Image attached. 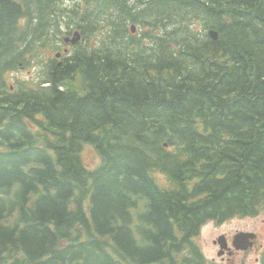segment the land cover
<instances>
[{
	"label": "trees",
	"instance_id": "16d2710c",
	"mask_svg": "<svg viewBox=\"0 0 264 264\" xmlns=\"http://www.w3.org/2000/svg\"><path fill=\"white\" fill-rule=\"evenodd\" d=\"M128 1L0 0V264H204L264 212V0Z\"/></svg>",
	"mask_w": 264,
	"mask_h": 264
},
{
	"label": "rangeland",
	"instance_id": "374dc122",
	"mask_svg": "<svg viewBox=\"0 0 264 264\" xmlns=\"http://www.w3.org/2000/svg\"><path fill=\"white\" fill-rule=\"evenodd\" d=\"M75 1L77 0H63V3L65 6L70 7ZM131 2L132 0L128 1V3ZM62 28L63 31H67L66 27L63 26ZM31 36L32 35H30L29 38ZM59 44L61 43L59 42ZM50 55L51 52L47 53V58H49ZM34 62L36 61L32 63ZM37 75V66L29 65L24 69L14 72L11 76L28 81H35ZM5 76H7L10 84L14 83L10 75L6 74ZM83 155L89 166L92 167L99 163V158L94 154L91 147L87 146ZM239 232H254L257 235L254 246L247 251L237 250L232 254H225L224 257L218 256L217 252L219 246L217 243L214 244V240H216L218 236L224 235L229 239L228 245L232 248L230 241L232 237ZM196 241L204 256V264H261L260 258L262 254H264V212L250 217L242 216L229 218L221 224L208 222L202 226Z\"/></svg>",
	"mask_w": 264,
	"mask_h": 264
},
{
	"label": "water",
	"instance_id": "95a60500",
	"mask_svg": "<svg viewBox=\"0 0 264 264\" xmlns=\"http://www.w3.org/2000/svg\"><path fill=\"white\" fill-rule=\"evenodd\" d=\"M132 31L135 30L134 26H132ZM209 35L213 38V39H216L217 38V34L216 32L214 31H210L209 32ZM64 42L66 43H71V44H75V43H78L81 41V33H80V30H75L73 32V34L71 36H64ZM252 236L251 234H238L236 237H235V245H236V242H237V245H240L241 247L245 248L247 246V238ZM219 241L221 243H223V239L220 238Z\"/></svg>",
	"mask_w": 264,
	"mask_h": 264
},
{
	"label": "bare ground",
	"instance_id": "6f19581e",
	"mask_svg": "<svg viewBox=\"0 0 264 264\" xmlns=\"http://www.w3.org/2000/svg\"><path fill=\"white\" fill-rule=\"evenodd\" d=\"M52 63V62H51ZM23 97V96H22ZM44 126V125H43ZM48 143V142H47ZM3 201V200H2ZM1 208V207H0Z\"/></svg>",
	"mask_w": 264,
	"mask_h": 264
}]
</instances>
